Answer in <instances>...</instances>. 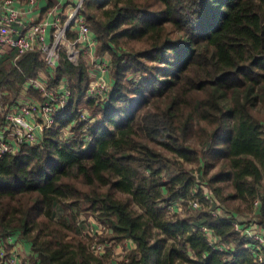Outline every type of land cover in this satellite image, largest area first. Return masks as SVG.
Masks as SVG:
<instances>
[{
    "label": "trees",
    "instance_id": "1",
    "mask_svg": "<svg viewBox=\"0 0 264 264\" xmlns=\"http://www.w3.org/2000/svg\"><path fill=\"white\" fill-rule=\"evenodd\" d=\"M84 3L98 55L112 57L104 99L88 98L94 74L83 56L63 50L54 69L40 50L17 57L6 46L0 57V105H15L41 73L72 90L59 128L0 158V242L18 234L28 264H110L114 248L92 250L85 215L112 229L99 241L134 242L116 264H264L234 225L258 209L264 227V0ZM4 119L0 108V128ZM70 124L74 136L62 137Z\"/></svg>",
    "mask_w": 264,
    "mask_h": 264
},
{
    "label": "built area",
    "instance_id": "2",
    "mask_svg": "<svg viewBox=\"0 0 264 264\" xmlns=\"http://www.w3.org/2000/svg\"><path fill=\"white\" fill-rule=\"evenodd\" d=\"M84 2L85 0H55L49 5V0H0V57L6 46L14 47L17 50V57L28 51L40 50L42 58L51 69H54L60 63L63 50L73 62H78L83 56L94 74V80L87 92L88 98L104 99L114 84L108 77L112 69V60L108 54L98 55V39L84 13ZM42 3H45L44 6ZM71 35L75 36L72 38ZM65 42L70 46L63 47ZM30 87L41 91L42 98L28 94L27 89ZM19 95L20 99L15 105H0L1 110L5 112V119L0 128V158L8 153L20 152L24 145L40 143L48 129L59 128L56 123L57 117L67 109L72 90L65 80L60 84L50 85L47 76L41 73L38 79L28 81L24 91ZM81 120H88L85 110ZM92 124L81 129L86 133L85 138L88 142L93 140ZM71 126L70 124L62 129V137L74 136ZM258 205L259 200L256 201V206ZM178 206H182V202L170 203L169 209L175 210ZM194 206L196 209L199 208V203L194 201ZM83 220L84 218L80 219L78 223L81 225ZM253 221L251 224H254ZM85 222V234L92 237L97 236V233L111 234L110 226L95 217H90ZM234 225L244 238L248 239L247 241H252L249 247L258 250L257 259L262 261L264 227L252 229L248 228L249 224H242L240 221H234ZM255 225L260 227L259 224ZM243 228L247 230L240 231ZM213 237L217 236L212 234ZM98 242L94 240L91 245L92 250L98 255L106 254L110 249L108 243H114L110 240ZM212 242L214 243L213 239ZM220 243H215L217 248ZM126 255L127 252L119 260ZM30 256L27 258L23 256L15 234L0 242V264H28Z\"/></svg>",
    "mask_w": 264,
    "mask_h": 264
},
{
    "label": "rangeland",
    "instance_id": "3",
    "mask_svg": "<svg viewBox=\"0 0 264 264\" xmlns=\"http://www.w3.org/2000/svg\"><path fill=\"white\" fill-rule=\"evenodd\" d=\"M44 4L45 3H42V6H44ZM61 13H62V11H61ZM68 45L70 46V44L68 43V42H65V43H63V47H68ZM108 56L111 58V60H112V57H111V55H109L108 54ZM112 64H113V62H112ZM112 68H113V66H112ZM112 69H111V71H110V73H109V75H108V77L109 78H111L112 80H113V82H114V79L112 78ZM134 75L133 74H131L130 75V77H133ZM114 85V84H113ZM85 111H86V113H87V119H88V124H92L93 122H95V120L94 119H90L89 118V115L91 114V112L89 111V109H85ZM197 172V171H196ZM195 172V173H196ZM194 201H196V200H190L189 201V205H188V207H189V210L191 211H195L196 210V208H195V206H194ZM260 202V201H259ZM178 207H182L183 208V204H182V206H178ZM256 207H258V206H256ZM187 209V207L184 205V209L183 210H186ZM171 211H173V210H171ZM219 213H221V214H224V215H228V212L225 210V209H223V208H218V210H217ZM257 214H258V209H257V211L256 210H254L252 213H249V214H246V216H242L241 215V218L242 219H248V220H251V222H250V224L248 225V228H252V229H256L257 227L258 228H263L262 226H258V225H255V223H256V219H258L257 217ZM85 217V218H84ZM83 218L84 219H89L87 216H85V215H83ZM92 218V217H91ZM252 220H255L254 221V224H251L252 223ZM264 229V228H263ZM247 229H245V228H243L242 230H240V231H243V232H245ZM98 235L97 236H95V237H93L94 238V240L97 242V243H99L98 241L100 240V237L99 236H108V235H110L108 232H104V233H97ZM101 234V235H100ZM213 239V241H214V243H218V242H221L220 244H219V246H218V250H220V251H228V250H230V244H229V242H222L221 241V239L219 238V237H213L212 238ZM114 244L112 243H108V247L111 249V248H114L115 250L113 251V253H112V255L110 256V259L108 260L109 261V263H112V264H116L117 263V261H119V259H120V257H122L126 252H129L130 251V249H132V246L134 245V242L132 241L131 242V240H128V241H126L124 244H122L121 246H119V247H115V246H113Z\"/></svg>",
    "mask_w": 264,
    "mask_h": 264
},
{
    "label": "crops",
    "instance_id": "4",
    "mask_svg": "<svg viewBox=\"0 0 264 264\" xmlns=\"http://www.w3.org/2000/svg\"><path fill=\"white\" fill-rule=\"evenodd\" d=\"M16 238L18 239V234L16 236ZM17 243L20 247V249L22 250L23 256H25V258H27L29 255H32V250L31 247L28 243H24L21 242L19 239L17 240Z\"/></svg>",
    "mask_w": 264,
    "mask_h": 264
}]
</instances>
